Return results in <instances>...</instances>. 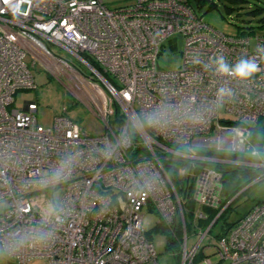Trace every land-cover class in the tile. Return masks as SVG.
Returning a JSON list of instances; mask_svg holds the SVG:
<instances>
[{
	"label": "built area",
	"instance_id": "obj_1",
	"mask_svg": "<svg viewBox=\"0 0 264 264\" xmlns=\"http://www.w3.org/2000/svg\"><path fill=\"white\" fill-rule=\"evenodd\" d=\"M177 35L183 38L182 63L177 70H161L157 59L164 42L175 45ZM49 44L74 55L100 84L74 72ZM258 50H264V33L252 47L245 33L230 35L209 25L189 0L116 6L104 0H0V240L41 225L40 207L53 190H62L63 207V223L48 226L58 229L52 240L28 244L9 257L16 264H162L143 224L142 209L148 207L168 237L174 264H195L211 248L217 264H264V200L226 233L213 234L214 222L238 194L222 203L220 165L258 171L252 183L264 179V160L252 159L246 142L251 126L264 127V51ZM219 55L229 64L255 59L261 71L245 83L221 77L206 68ZM35 59L71 70L76 88L95 103L108 131L83 133L63 113L43 127L36 100L16 108V93L36 88ZM220 88L231 89V95L217 102ZM162 102L176 110L178 122L163 130L139 129L121 145L134 118ZM113 105L126 117L116 129L107 121L112 114L117 118ZM220 106L233 118L221 119ZM185 111L201 119H180ZM214 128L215 137H207ZM238 130L245 132L243 146L236 144ZM195 145L214 151H197ZM256 145L264 151V142ZM69 155L75 158L69 175L60 182L45 179ZM172 158L183 162L178 185L163 165ZM202 262L212 264L209 256Z\"/></svg>",
	"mask_w": 264,
	"mask_h": 264
},
{
	"label": "rangeland",
	"instance_id": "obj_2",
	"mask_svg": "<svg viewBox=\"0 0 264 264\" xmlns=\"http://www.w3.org/2000/svg\"><path fill=\"white\" fill-rule=\"evenodd\" d=\"M104 1L107 2L109 6H116L126 3L128 0ZM249 1V6H251L252 0ZM189 2L196 12L203 16V19L209 25L223 33L236 35L241 33L239 30L243 31L244 29V31L247 32L252 29L250 30L251 32L245 33L250 37L252 47L255 44V36L259 33H264V27L258 26V19L262 15L248 14L246 12L248 6L240 7V4L231 3L230 0H202L201 5L198 4V0H189ZM237 14L238 16H236ZM250 24H252V28H248V25ZM240 26H243L244 28ZM164 45V51L160 53L157 59L159 68L164 71L177 70L182 63V36L177 35L175 45H170L168 40L164 42ZM49 48L53 53L70 62L74 66L72 69L74 72L81 73L87 78L97 81L100 84L98 76L90 71V69L74 55L55 44H49ZM26 59L29 62L34 60L31 54H27ZM32 71L36 80V88L18 91L14 96V106L16 108L23 109V104L26 100H36L38 103L36 118L38 123L43 127H51L53 125L54 117L63 113L67 118L78 124L83 133L96 135L104 134L108 131L106 121L99 116L95 103L90 101L91 99L89 100L87 97H83L80 90L76 88L78 77L74 76L71 70L55 64L48 65L45 60L42 62L35 59V66L32 68ZM113 106L117 118L112 114L108 117L107 121L108 126L111 127V129H116L119 120H125L126 117L121 115L120 111L116 108V105ZM219 116L221 119L233 118L224 111L222 106L219 108ZM215 135V128L206 134V136L210 138H214ZM258 135L257 137H260L261 133L259 136ZM254 136V134L249 135L246 138V142L252 146H257ZM183 148L185 150H190V146L188 145H183ZM194 150L213 152L214 148L195 145ZM240 192H242V190L239 191L234 198L236 200H233L234 202L229 205L232 212V218L245 214L258 200H264V179L250 184L245 192ZM61 193V189L53 190L51 194L52 198L55 197L59 199ZM240 194L242 195L240 196ZM2 207L3 205H0V210ZM142 211L144 213L143 224L146 235L149 236L150 240L153 242L154 248L158 253L159 262L162 264H174L175 259L172 256V249L168 247V237L164 231L156 228L157 215L150 211L148 207H144ZM201 225L206 226V221H201ZM213 229L215 231L217 230V224L213 225ZM190 244L191 241L189 242V245ZM173 249L176 250L174 247ZM203 252L204 255L202 254L201 257L196 260L195 264H203L202 257L204 256H209L212 262L217 264L219 258L214 253V248L204 249ZM40 263L41 261L38 260L31 264ZM0 264L16 263L8 256L0 262Z\"/></svg>",
	"mask_w": 264,
	"mask_h": 264
},
{
	"label": "clouds",
	"instance_id": "obj_3",
	"mask_svg": "<svg viewBox=\"0 0 264 264\" xmlns=\"http://www.w3.org/2000/svg\"><path fill=\"white\" fill-rule=\"evenodd\" d=\"M206 68L213 71L216 75L228 77L239 83L248 82L253 76L261 71V67L255 59L241 57L234 64H229L222 55L211 58ZM230 95L231 89H218L217 102L222 101L224 97ZM179 118L186 122H196L201 119L198 114L190 111L180 113ZM177 122L176 110L162 102L151 112L135 117L134 122L130 126V130L122 133L119 143L121 145L130 143L139 129L163 130ZM234 135L236 136V144L238 146H243L245 142V132L238 130ZM113 147L114 146L109 145L108 149L111 150ZM247 150L252 159L264 160V151L259 147L249 145ZM74 163L75 158L69 155L67 158L59 161L56 168L51 171L50 176L45 179H55L56 182L62 181L69 175ZM40 214L42 224L37 226L32 232L20 237L10 238L6 241L0 240V262L6 257L18 252L22 247L28 244H46L55 237L58 229H49L48 226L53 224L60 225L63 223V207L60 200L54 197L44 202L40 207Z\"/></svg>",
	"mask_w": 264,
	"mask_h": 264
},
{
	"label": "trees",
	"instance_id": "obj_4",
	"mask_svg": "<svg viewBox=\"0 0 264 264\" xmlns=\"http://www.w3.org/2000/svg\"><path fill=\"white\" fill-rule=\"evenodd\" d=\"M201 2H202V0H198L199 5H201ZM230 2L231 3H238V4H240V7L248 6V10L246 11L248 14L262 15L258 19L259 20L258 26L264 27V0H252L251 6H249V3H250L249 0H230ZM236 16H238V14ZM251 25L252 24L248 25V28H252L253 26H251ZM240 27H243V26H240ZM250 30H252V29H250ZM250 30L247 32H251ZM239 32H241L240 34L247 33L246 31H244V29H243V31L239 30ZM251 127L253 128V134H255L254 137H255L256 144H258L260 142H264V127H253V126H251ZM258 131H260V133H261L260 137H257ZM260 133H259V135H260ZM181 164H183V162H179V160L177 158L164 160V163H163L167 173L169 174V176L171 177L173 182L176 183L177 185L181 183L180 182L181 179L176 175L177 168ZM220 169L223 171V174H224L222 203L225 202L227 199L229 200L232 196H234L236 193H238L239 190L245 188L248 184L249 185L252 184L251 181H253V179L256 177V174H258V171H255L251 168H247L244 166L230 165V164L220 165ZM248 187H246V189H244L242 192H245L248 189ZM241 195L242 194H240V196ZM235 200L236 199H234V201ZM258 201H260V200H258ZM242 216H243V214L236 216L235 218H232L231 209L229 207H227L224 210V212L218 217V219L214 222V225L217 224V230L216 231L214 230L213 234L216 236L223 235L224 233H226V231L230 230V228L233 227L240 220V218ZM201 221H205V220H200L199 221L200 225H201ZM156 228H159L160 230H162L161 227H159V226H156ZM214 251H215V249H214ZM203 253L204 252L199 253V255L197 256V259H199ZM212 264H214V263L212 262Z\"/></svg>",
	"mask_w": 264,
	"mask_h": 264
},
{
	"label": "bare ground",
	"instance_id": "obj_5",
	"mask_svg": "<svg viewBox=\"0 0 264 264\" xmlns=\"http://www.w3.org/2000/svg\"><path fill=\"white\" fill-rule=\"evenodd\" d=\"M82 80V79H81Z\"/></svg>",
	"mask_w": 264,
	"mask_h": 264
}]
</instances>
